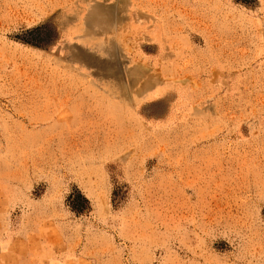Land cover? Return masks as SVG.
<instances>
[{
    "label": "rangeland",
    "instance_id": "rangeland-1",
    "mask_svg": "<svg viewBox=\"0 0 264 264\" xmlns=\"http://www.w3.org/2000/svg\"><path fill=\"white\" fill-rule=\"evenodd\" d=\"M0 264H264V0H0Z\"/></svg>",
    "mask_w": 264,
    "mask_h": 264
}]
</instances>
